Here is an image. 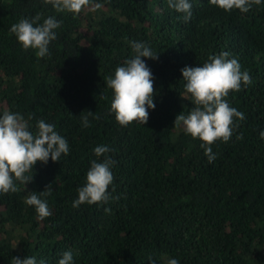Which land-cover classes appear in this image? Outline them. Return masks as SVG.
<instances>
[{"label":"trees","instance_id":"16d2710c","mask_svg":"<svg viewBox=\"0 0 264 264\" xmlns=\"http://www.w3.org/2000/svg\"><path fill=\"white\" fill-rule=\"evenodd\" d=\"M189 2L193 15L184 22L167 0H94L100 7L79 15L43 0H0V115L31 116L33 131L40 119L52 123L70 148L59 162L38 161L26 188L17 182L19 192L0 193V264L13 256L58 264L66 251L74 264H264V0L247 13ZM37 14L38 23L49 16L62 22L43 58L9 31ZM133 41L158 54L142 57L156 106L146 125L121 127L109 111L105 77L133 57ZM221 52L238 59L252 83L225 98L246 118L228 143L211 145L216 159L209 163L202 142L174 120L192 107L181 69ZM87 111L99 119L89 117L85 128ZM99 145L112 149L108 191L119 199L74 208ZM49 184L52 214L39 220L26 197Z\"/></svg>","mask_w":264,"mask_h":264},{"label":"clouds","instance_id":"9594fccd","mask_svg":"<svg viewBox=\"0 0 264 264\" xmlns=\"http://www.w3.org/2000/svg\"><path fill=\"white\" fill-rule=\"evenodd\" d=\"M51 4L58 13H71L79 15L82 10L90 8L95 10L99 4L93 6L94 0H43ZM168 6L177 13L183 14L184 22L190 21L193 15V5L189 0H167ZM211 5L225 12L239 10L247 13L253 6H258L262 0H209ZM37 14L35 17L21 18L9 29L24 50L33 49L39 58L50 56L49 44L57 39L56 29L61 27V21L49 16L43 19ZM133 57L126 59L122 66H118L114 75L105 77L107 88L112 90L113 96L110 104V113L114 114L116 122L121 127H127L132 122L146 125L149 119V109H155L154 103V77L151 69L143 58L158 59L150 45L145 42H131ZM230 53L221 52L209 56L202 66L181 69L185 92L190 94L192 107L185 113L182 111L174 120L175 128H182L185 134L193 139H199L200 147L208 162L216 159L211 145L217 141L228 143L239 128V121L246 117L235 107H231L225 99L230 91L239 92L243 86L252 83L248 71L241 70V64L236 58H229ZM107 99L106 96H101ZM89 117L99 119L98 115L87 111L81 115L82 126H91ZM28 117L26 120L19 112L5 110L0 115V193H17V186L33 182L34 166L39 161L46 165L51 159L59 162L62 155L70 152L68 141L56 130V126L40 119L36 122L35 130H31ZM264 139V131L260 132ZM237 140L243 139V134L236 135ZM98 159L90 161L83 186L77 189L78 198L73 201V207L79 208L82 204L103 205L119 197L112 196L108 191L113 184L114 176L111 171L115 161L109 153L112 151L107 145H99L94 149ZM103 157L102 160L99 158ZM112 191H115L113 187ZM53 194L52 185L45 190L29 192L26 204L34 207L37 218L44 220L52 213L47 198ZM110 212V208H105ZM10 264H46L45 260L37 262L35 256L21 258L13 256ZM58 264H74L73 253L66 251ZM167 264H180L178 259H169Z\"/></svg>","mask_w":264,"mask_h":264}]
</instances>
